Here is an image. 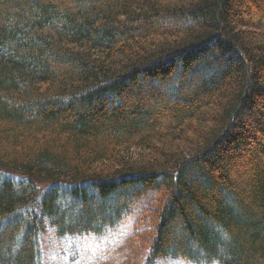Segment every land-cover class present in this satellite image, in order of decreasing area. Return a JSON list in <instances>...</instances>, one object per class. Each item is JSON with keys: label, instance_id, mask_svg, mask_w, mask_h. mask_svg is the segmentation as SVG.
<instances>
[{"label": "trees", "instance_id": "1", "mask_svg": "<svg viewBox=\"0 0 264 264\" xmlns=\"http://www.w3.org/2000/svg\"><path fill=\"white\" fill-rule=\"evenodd\" d=\"M143 213L142 264H264V0H0V264Z\"/></svg>", "mask_w": 264, "mask_h": 264}, {"label": "rangeland", "instance_id": "2", "mask_svg": "<svg viewBox=\"0 0 264 264\" xmlns=\"http://www.w3.org/2000/svg\"><path fill=\"white\" fill-rule=\"evenodd\" d=\"M161 198L158 193L146 200L145 215L160 207ZM144 213L127 217L103 235L58 237L48 225L41 236L45 264H142L154 235L153 220L142 218ZM158 264L194 263L181 258H162Z\"/></svg>", "mask_w": 264, "mask_h": 264}]
</instances>
